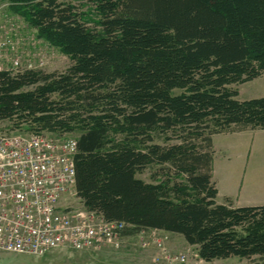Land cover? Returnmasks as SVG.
Returning a JSON list of instances; mask_svg holds the SVG:
<instances>
[{
    "label": "trees",
    "instance_id": "obj_1",
    "mask_svg": "<svg viewBox=\"0 0 264 264\" xmlns=\"http://www.w3.org/2000/svg\"><path fill=\"white\" fill-rule=\"evenodd\" d=\"M86 2L92 21L66 0H10L71 63L1 69L0 121L77 132V196L123 235L179 234L206 262L264 260V204L218 203L211 174L213 135L264 130V96L231 88L264 74V0ZM147 167L152 181L136 175Z\"/></svg>",
    "mask_w": 264,
    "mask_h": 264
},
{
    "label": "built area",
    "instance_id": "obj_2",
    "mask_svg": "<svg viewBox=\"0 0 264 264\" xmlns=\"http://www.w3.org/2000/svg\"><path fill=\"white\" fill-rule=\"evenodd\" d=\"M11 45V36L0 37V63L9 56L6 51ZM45 63L40 56V67ZM18 66L15 57L4 69L15 72ZM76 152L72 136L0 132V251L42 255L60 246L78 251L123 246L125 223L86 209L77 196ZM139 236L140 247L157 251V264H189L190 255L200 264H209L197 253L191 254L190 247L171 249L158 229Z\"/></svg>",
    "mask_w": 264,
    "mask_h": 264
},
{
    "label": "rangeland",
    "instance_id": "obj_3",
    "mask_svg": "<svg viewBox=\"0 0 264 264\" xmlns=\"http://www.w3.org/2000/svg\"><path fill=\"white\" fill-rule=\"evenodd\" d=\"M71 2L75 7L82 12H86V17L90 21L94 20L95 14L91 6L86 0H66ZM4 35L11 36L12 45L8 47L4 62L0 63V68L10 67L11 58L18 57L19 69L24 68H41L46 72H63L70 65L71 60L68 56L62 54L56 47L49 45L44 40L36 36V32L29 24L10 8V0H0V37ZM45 60V65L40 67L39 57ZM1 62V61H0ZM232 89L237 90L236 98L238 100L259 98L264 96V74L250 81L231 85ZM178 93V89H174ZM27 123L21 122L18 118L1 120L0 132H17L28 134L31 131ZM77 132L67 134L65 136H77ZM240 143V142H239ZM241 143H252L251 146H244L245 154L251 156L255 154V145L259 144V149L256 151L254 159L257 167V172L260 174L259 180L261 185H264V131L258 130L248 132L241 138ZM234 152L229 151L227 155ZM235 155H231L233 160ZM248 157V156H247ZM137 177L145 181H152L153 175L157 176V167H147L138 172ZM162 176V174H161ZM158 178V177H157ZM167 237V245L177 251H185L187 245L176 235H172L162 231ZM140 236L137 239H129L124 242L121 247L105 246L97 251H78L65 246H60L49 250L42 255H34L27 253H11L0 251V264H149V252H143L146 249L140 247ZM126 241V240H125ZM183 244V245H181ZM191 248V254H195L194 247ZM264 264V260L259 258L241 259L238 257H230L222 259L214 264ZM154 264H157L154 261ZM162 264V263H160ZM189 264H200L198 259L190 255ZM202 264V263H201Z\"/></svg>",
    "mask_w": 264,
    "mask_h": 264
},
{
    "label": "crops",
    "instance_id": "obj_4",
    "mask_svg": "<svg viewBox=\"0 0 264 264\" xmlns=\"http://www.w3.org/2000/svg\"><path fill=\"white\" fill-rule=\"evenodd\" d=\"M258 130L261 129L219 133L212 136L213 161L211 174L217 189L216 201L218 203H221L225 198H231L236 206H255L264 204V185H261V180H259L260 174H258L254 162L256 151H258L260 146L258 143L255 145V154H253L250 159V156L245 154V149L243 148L244 146L252 147V143H241V138L246 133H252ZM232 149L234 152L231 155H235L233 160L230 158L231 155H227ZM143 231L147 230H141L135 234L126 235L125 242H128L129 239H137L139 233ZM170 234L179 237L187 247H194L193 245L187 244L179 234ZM140 250L149 252V264H154L157 251L154 248ZM221 260H214L209 262V264H214V262L216 263Z\"/></svg>",
    "mask_w": 264,
    "mask_h": 264
}]
</instances>
